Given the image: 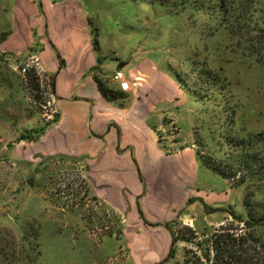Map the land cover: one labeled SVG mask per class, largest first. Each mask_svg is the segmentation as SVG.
<instances>
[{
	"label": "crops",
	"instance_id": "crops-1",
	"mask_svg": "<svg viewBox=\"0 0 264 264\" xmlns=\"http://www.w3.org/2000/svg\"><path fill=\"white\" fill-rule=\"evenodd\" d=\"M7 2L0 51L29 56L43 74H54L56 118L36 138L40 159L63 158L83 168L89 192L114 210L122 239L132 241L128 264L166 257L171 232L165 223L173 228L178 218L190 219L194 227L199 215L203 227L217 221L202 205L221 208L226 181L221 177L215 191L202 180L217 174L196 152L195 115L168 49L137 24L98 26L94 36L89 17L96 12L87 0ZM95 74L112 97L101 94Z\"/></svg>",
	"mask_w": 264,
	"mask_h": 264
},
{
	"label": "rangeland",
	"instance_id": "rangeland-1",
	"mask_svg": "<svg viewBox=\"0 0 264 264\" xmlns=\"http://www.w3.org/2000/svg\"><path fill=\"white\" fill-rule=\"evenodd\" d=\"M190 1L193 6L187 4L178 11L174 0H87V4L95 9V15L89 17L95 27L141 25L154 44L168 49L173 70L187 87L200 85L198 73L203 69L220 76L216 98L205 92L196 95L201 99L189 96L196 135H206L209 129L238 136L264 130V64L256 62L246 42L227 29L216 30L218 0ZM226 1L232 18L248 9L250 20L245 27L256 37L257 27L264 20V0ZM7 4V0H0V41L8 31ZM49 83L50 76L43 74L29 56L0 51V231L9 238L26 232L29 242L37 243L40 250L36 264H128L132 241L128 236L122 239L124 225L114 210L89 192L83 168L63 158L40 159L41 136H34L56 118ZM227 112L232 113L230 130L216 120L217 115L222 118ZM170 130L175 131L174 124ZM224 179L223 206L214 209L202 205L217 221L203 227V216L199 215L195 229L192 220L178 218L172 228L175 234L189 236L183 228L188 225L197 233L193 240L200 242L221 224L237 229L242 226L231 212L245 216V185ZM202 180L215 191L222 188L219 175L209 179L202 176ZM254 184L264 192V178H255ZM215 191L210 190L209 196ZM255 199L264 202V193L256 194ZM255 203L251 201L253 212L263 216L264 207ZM176 245L174 260L166 264L182 262L185 252L190 256L192 251L200 253L193 242L181 239ZM257 250L261 255L264 247Z\"/></svg>",
	"mask_w": 264,
	"mask_h": 264
},
{
	"label": "trees",
	"instance_id": "trees-1",
	"mask_svg": "<svg viewBox=\"0 0 264 264\" xmlns=\"http://www.w3.org/2000/svg\"><path fill=\"white\" fill-rule=\"evenodd\" d=\"M174 1L176 11L183 9L187 4L192 5L190 0ZM217 5L220 12L214 15L216 30L220 27L227 29L230 34L236 35L238 40L246 42L247 48H250L255 55L256 62L264 64V20L260 22L255 32L256 37L253 38L252 35L250 36L251 30L245 27L250 20L247 8L242 12L243 15L232 18L231 9L228 7L230 5H227L226 0H218ZM90 24L95 36L96 27L91 21ZM93 40L94 46H96V37ZM95 48L97 49V47ZM174 75L191 98L194 96L201 99L196 95L204 92L210 93L211 98H216L214 95L215 90L218 89L216 85L222 81L220 76L210 69H203L198 73L200 85L196 88L187 87L186 81L181 79L178 73L174 72ZM94 79L103 96L106 98L113 96L112 91L104 85L102 77L95 74ZM49 85L51 93L54 94V74L50 75ZM229 108L234 110V106H229ZM225 114L222 118L217 115L216 120L224 129L230 130L232 113ZM41 130L40 128L36 131L34 138H37ZM194 136L193 143L196 146V152L205 167L222 178L233 181L232 183L236 185H245L243 199L245 216L231 212L234 220L242 223L239 229L230 224H221L211 233L206 234V237L200 242L193 240L197 237V233L191 226H183L185 234L189 235L184 236L179 235L178 232L175 234L171 229V223H165L171 232L170 246L166 257L156 264L174 260L177 250L176 242L181 239L196 244L200 253L196 254L192 251L193 254L190 256V252H185L182 262L176 260L173 264H264V252L260 255L257 250L258 247H264V215L258 217L251 208L252 200L254 203L256 201L255 204L259 207H264L263 200L255 199L256 194L264 193L263 189L254 184L255 178H264V130L246 136H238L232 135L229 131L223 134V131L209 129L206 135L201 136V133L196 135L195 132ZM248 187L250 190L247 192ZM150 224L157 225L158 223ZM173 224L176 225L177 222ZM29 240L26 232H18L17 237L9 238L7 234L0 231V264H36L34 262L39 258L40 250L37 243H30ZM26 257L30 258L29 262L25 261Z\"/></svg>",
	"mask_w": 264,
	"mask_h": 264
},
{
	"label": "built area",
	"instance_id": "built-area-1",
	"mask_svg": "<svg viewBox=\"0 0 264 264\" xmlns=\"http://www.w3.org/2000/svg\"><path fill=\"white\" fill-rule=\"evenodd\" d=\"M115 77L118 78V79H120L121 83H126V80H121V78H122L121 73H117V74L115 75Z\"/></svg>",
	"mask_w": 264,
	"mask_h": 264
},
{
	"label": "water",
	"instance_id": "water-1",
	"mask_svg": "<svg viewBox=\"0 0 264 264\" xmlns=\"http://www.w3.org/2000/svg\"><path fill=\"white\" fill-rule=\"evenodd\" d=\"M123 65V63H120L118 66L121 67Z\"/></svg>",
	"mask_w": 264,
	"mask_h": 264
}]
</instances>
